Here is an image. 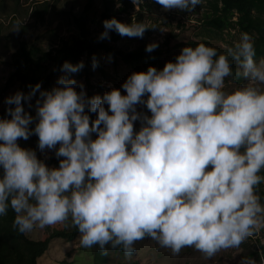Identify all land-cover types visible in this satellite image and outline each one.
<instances>
[{
    "label": "clouds",
    "instance_id": "clouds-1",
    "mask_svg": "<svg viewBox=\"0 0 264 264\" xmlns=\"http://www.w3.org/2000/svg\"><path fill=\"white\" fill-rule=\"evenodd\" d=\"M156 2L164 10L191 11L200 0ZM102 25L98 39L109 38V30L140 37L147 28L115 17ZM157 46L147 43L145 51ZM220 47L223 52L203 42L185 45L162 68L133 71L119 88L91 96L69 75L83 61L65 60L50 89L36 82L5 96L0 215L11 208L21 233L70 220L81 246L105 252L106 244L119 245L126 256L134 241L148 236L173 254L191 246L210 257L264 228V204L255 191L264 182V58L254 59L246 31ZM97 63L93 54L91 67ZM232 63L248 82L229 91ZM138 104L150 115L137 111ZM134 121L140 122L135 131ZM33 133L37 149H54L58 166L17 143Z\"/></svg>",
    "mask_w": 264,
    "mask_h": 264
},
{
    "label": "rangeland",
    "instance_id": "rangeland-1",
    "mask_svg": "<svg viewBox=\"0 0 264 264\" xmlns=\"http://www.w3.org/2000/svg\"><path fill=\"white\" fill-rule=\"evenodd\" d=\"M105 1L107 0L92 1L89 10V24H93L92 29L93 27L95 29L97 24L103 27L102 20L104 19L101 18V13L105 9ZM88 2L89 0H0V110L5 109L3 102L5 96L11 95L16 90L27 92L17 81L10 87L6 85L13 71L12 55L17 51L19 42L26 40L29 45H36L45 51L60 47L63 39H70L78 33L75 18L81 15ZM129 2L132 6L128 7L129 13H126L121 11V8L127 7L125 3L110 0L109 14H113L118 21L123 23L138 22V17L142 14V21L147 28L140 37L123 36L117 46L130 51L145 49V45L152 41L158 42V46L151 50L162 53L154 65L157 69L162 68L166 61H174L175 56L185 45L195 46L193 43L207 41L214 47H220L221 43L231 46L239 39L242 32L237 27H233L225 30L221 36L207 33L203 21L205 13L209 10L208 0H200L191 11L175 8L164 10L156 0H129ZM237 16L236 14L232 20L236 21ZM160 29L165 31L162 32ZM252 38L254 40V37ZM96 59L97 66L94 69L90 66L89 70H86L87 57L85 55L81 59L83 67L69 74L76 81L83 83L86 95L88 93L86 79L89 76L90 81L96 87L97 94H103L110 88H119L125 78L131 72L136 71L133 66L104 51L99 52ZM142 67L141 71L146 70ZM242 78L243 81L238 83L233 81L231 75L225 77V89L230 91L246 84L248 81ZM260 87L264 90V85ZM120 90L121 94H124V90ZM77 91H79L78 87ZM34 101L31 100L30 103L34 104ZM21 103L24 104L23 100ZM136 107L137 111L142 110L150 115L144 105L138 104ZM105 108L107 110L106 104ZM25 110L35 112L34 107L28 108L27 105H25ZM139 125V121L133 122L134 131ZM92 135L94 138L95 134ZM37 139L38 137L33 133L28 139L18 138V141L21 147L35 150L38 159H43L46 165L58 166V158L53 154L54 149L46 148L41 152L36 147ZM56 226L69 232L74 228L69 220L43 228L34 226L31 231L26 232V235L35 241L43 240ZM106 251L108 257L104 264H128L127 259L114 253L110 248H106ZM246 258L255 260L256 264H264V228L254 231L238 246L222 248L210 257L191 246H185L178 253L173 254L169 248L160 246L150 237L136 244L133 257L144 264H242V260ZM38 264H94V249L92 246H81L79 235L74 241L53 239L47 252L38 260Z\"/></svg>",
    "mask_w": 264,
    "mask_h": 264
},
{
    "label": "trees",
    "instance_id": "trees-1",
    "mask_svg": "<svg viewBox=\"0 0 264 264\" xmlns=\"http://www.w3.org/2000/svg\"><path fill=\"white\" fill-rule=\"evenodd\" d=\"M92 1L89 0L81 15L75 18V26L78 29V33L74 34L70 39H63L60 47L45 51L36 45H29L26 40L19 42L17 51L12 55L13 71L8 78L7 87L17 81L21 83L23 89L28 91L27 85L40 82L41 89L48 90L53 87L57 77L62 74L60 65L63 61L67 60L75 64L86 55L85 69L89 70L93 54L97 58L98 53L101 51L120 58L124 63L133 66L136 71H141L142 66V69H145L149 65H155L156 60L162 54L160 51L149 52L141 48L130 51L123 50L117 46L123 36L114 30H109V38L98 39V34L103 30V27L97 24L95 29L94 27L92 29L91 26L93 24H89V10ZM109 1L104 2L105 9L101 13V18L103 19L114 17L113 14H109ZM119 1L127 5V7L121 8V11L129 13L128 7L132 6L131 2L129 0ZM208 9L203 21V26L207 33L221 36L225 30L237 27L239 31H246L254 37V59L264 57V0H208ZM236 14L238 15L237 20L233 21L232 18ZM141 15L138 17V22H143ZM197 43L199 42L193 44L196 45ZM204 43L213 46L207 41ZM216 48L218 52L224 51L221 47ZM230 66L232 68L231 78L233 81L241 83L243 78L236 75L237 66L234 63ZM86 80L88 86L87 95L97 94L95 85L90 81V76ZM38 92L39 90H37V94ZM37 94L33 95L32 101L36 99ZM28 112L30 115L35 114L33 110H28ZM95 115V112L89 113L90 120ZM4 116L5 111L0 110V118ZM31 125L33 124L29 126ZM17 143L19 144L18 138ZM260 174L264 175V169L261 170ZM255 191L260 196V202L264 204V182L256 185ZM14 215L15 213L11 208L6 209V212L0 215V264H38V260L47 252L53 239L74 241L79 235L75 226L70 232L56 226L52 232L47 234L45 239L35 241L28 238L26 232L21 233L16 230L12 223ZM146 238L148 236L134 241V250L136 244ZM92 248L94 249V264L106 263L107 251L102 252L95 244L92 245ZM106 248H110L114 253L127 259L129 261L128 264H144L133 259L134 251L126 256L119 245L110 247L106 244Z\"/></svg>",
    "mask_w": 264,
    "mask_h": 264
}]
</instances>
